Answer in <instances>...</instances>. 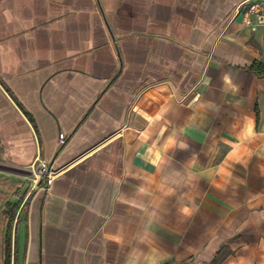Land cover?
<instances>
[{
  "label": "crops",
  "instance_id": "crops-1",
  "mask_svg": "<svg viewBox=\"0 0 264 264\" xmlns=\"http://www.w3.org/2000/svg\"><path fill=\"white\" fill-rule=\"evenodd\" d=\"M244 1L0 0V264H264Z\"/></svg>",
  "mask_w": 264,
  "mask_h": 264
},
{
  "label": "built area",
  "instance_id": "built-area-1",
  "mask_svg": "<svg viewBox=\"0 0 264 264\" xmlns=\"http://www.w3.org/2000/svg\"><path fill=\"white\" fill-rule=\"evenodd\" d=\"M240 6L244 9L243 20L246 24H251L250 16H254V24L259 25L264 29V0H258L256 2L247 0L241 3ZM58 138L62 144L64 142L65 134H59ZM32 173L34 175V188L48 192L56 175V171H52L47 166L41 165V167L37 170V173L35 171H32Z\"/></svg>",
  "mask_w": 264,
  "mask_h": 264
},
{
  "label": "rangeland",
  "instance_id": "rangeland-1",
  "mask_svg": "<svg viewBox=\"0 0 264 264\" xmlns=\"http://www.w3.org/2000/svg\"><path fill=\"white\" fill-rule=\"evenodd\" d=\"M41 167V165H39V164H37V165H35V166H33L30 170L31 171H35L36 173H37V170L39 169ZM5 175V174H4ZM2 177V176H1ZM3 177H6L5 179H7L6 180V182L7 183H5V189H8V186H9V188H11L12 190H15L16 189V186H17V182H16V180L15 179H24V180H22V181H29V178H30V182H31V184L33 183V179H34V175H33V173H32V175L31 176H29V177H16V176H14V175H12V174H6V176H3ZM14 177H16V178H14ZM18 181V180H17ZM3 187V183H2V180L0 179V189H3L2 188ZM0 196H1V192H0Z\"/></svg>",
  "mask_w": 264,
  "mask_h": 264
},
{
  "label": "water",
  "instance_id": "water-1",
  "mask_svg": "<svg viewBox=\"0 0 264 264\" xmlns=\"http://www.w3.org/2000/svg\"><path fill=\"white\" fill-rule=\"evenodd\" d=\"M0 171L19 174V175H32L31 170L13 167V166L2 164V163H0Z\"/></svg>",
  "mask_w": 264,
  "mask_h": 264
},
{
  "label": "trees",
  "instance_id": "trees-1",
  "mask_svg": "<svg viewBox=\"0 0 264 264\" xmlns=\"http://www.w3.org/2000/svg\"><path fill=\"white\" fill-rule=\"evenodd\" d=\"M250 70L257 75H263L264 76V66H260V65L253 66ZM3 264H6V262L4 261Z\"/></svg>",
  "mask_w": 264,
  "mask_h": 264
}]
</instances>
